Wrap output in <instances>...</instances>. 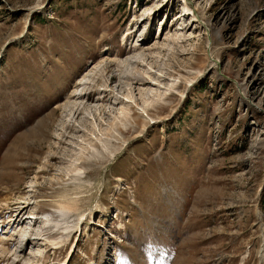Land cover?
<instances>
[{
    "label": "rangeland",
    "instance_id": "obj_1",
    "mask_svg": "<svg viewBox=\"0 0 264 264\" xmlns=\"http://www.w3.org/2000/svg\"><path fill=\"white\" fill-rule=\"evenodd\" d=\"M0 264H264V0H0Z\"/></svg>",
    "mask_w": 264,
    "mask_h": 264
},
{
    "label": "bare ground",
    "instance_id": "obj_2",
    "mask_svg": "<svg viewBox=\"0 0 264 264\" xmlns=\"http://www.w3.org/2000/svg\"><path fill=\"white\" fill-rule=\"evenodd\" d=\"M61 197L63 198V200H66V195H62ZM70 200H74V199H70ZM74 203L75 202H73L72 204L70 202H68V203H61V204H59V207H58L57 211L62 215V217H67L68 216V212L74 211V209H75ZM48 223L50 224L51 221L50 222L48 221ZM56 227L57 228L60 227V224H56ZM65 230H68V229H65Z\"/></svg>",
    "mask_w": 264,
    "mask_h": 264
}]
</instances>
